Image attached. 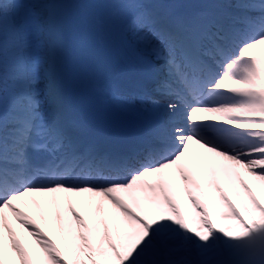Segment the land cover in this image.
I'll use <instances>...</instances> for the list:
<instances>
[{
	"label": "snow or ice",
	"instance_id": "6c2138e0",
	"mask_svg": "<svg viewBox=\"0 0 264 264\" xmlns=\"http://www.w3.org/2000/svg\"><path fill=\"white\" fill-rule=\"evenodd\" d=\"M74 6L164 61L131 141L42 86L72 54ZM0 264H264V0H0Z\"/></svg>",
	"mask_w": 264,
	"mask_h": 264
},
{
	"label": "bare ground",
	"instance_id": "6f19581e",
	"mask_svg": "<svg viewBox=\"0 0 264 264\" xmlns=\"http://www.w3.org/2000/svg\"><path fill=\"white\" fill-rule=\"evenodd\" d=\"M182 2L183 0H169L167 4L179 6L177 4ZM150 4L158 14L173 13L165 7V0H150ZM73 13L75 31L70 41L72 54L55 55L51 60V69L49 65H45L46 75L42 86L47 92L51 85L55 107L62 112L71 96L74 97L76 88L81 85L100 95L105 105L115 110L114 113L123 118L134 116L146 123L150 113L143 111L141 104L119 99L112 93L109 95L108 90L114 89L117 79L137 81L146 74L164 77V61L139 50L124 30V25L106 20L99 9L74 6ZM96 20L104 22L102 32L96 30ZM69 60V73L65 78L61 77V71ZM49 70L51 78L47 75ZM37 223L40 224V221L37 220Z\"/></svg>",
	"mask_w": 264,
	"mask_h": 264
},
{
	"label": "rangeland",
	"instance_id": "374dc122",
	"mask_svg": "<svg viewBox=\"0 0 264 264\" xmlns=\"http://www.w3.org/2000/svg\"><path fill=\"white\" fill-rule=\"evenodd\" d=\"M41 226H43V225L41 224Z\"/></svg>",
	"mask_w": 264,
	"mask_h": 264
}]
</instances>
